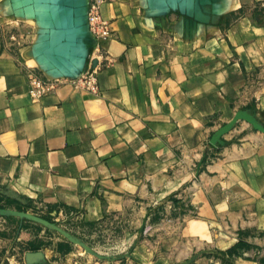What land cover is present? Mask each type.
Returning <instances> with one entry per match:
<instances>
[{
	"label": "crops",
	"instance_id": "1",
	"mask_svg": "<svg viewBox=\"0 0 264 264\" xmlns=\"http://www.w3.org/2000/svg\"><path fill=\"white\" fill-rule=\"evenodd\" d=\"M92 1L0 0V187L88 222L173 198L175 224L131 264L238 243L264 264V0H99L103 53ZM30 72L57 88L31 99ZM90 72L98 91L75 88Z\"/></svg>",
	"mask_w": 264,
	"mask_h": 264
},
{
	"label": "rangeland",
	"instance_id": "2",
	"mask_svg": "<svg viewBox=\"0 0 264 264\" xmlns=\"http://www.w3.org/2000/svg\"><path fill=\"white\" fill-rule=\"evenodd\" d=\"M6 189L0 187V264H131L136 246L156 239L154 229L175 224L173 198L148 210L142 221L120 214L88 222L80 210ZM242 246L201 250L185 259L180 256L177 264H244L239 258Z\"/></svg>",
	"mask_w": 264,
	"mask_h": 264
},
{
	"label": "built area",
	"instance_id": "3",
	"mask_svg": "<svg viewBox=\"0 0 264 264\" xmlns=\"http://www.w3.org/2000/svg\"><path fill=\"white\" fill-rule=\"evenodd\" d=\"M87 22L89 31L95 39L94 50L103 53L106 42L111 38L112 33L109 29L107 21L102 19L100 15L99 2L89 4L87 13ZM75 88L95 93L98 91L95 73H87L72 81ZM28 94L33 100H38L44 95L54 91L58 82L42 78L36 73L28 74Z\"/></svg>",
	"mask_w": 264,
	"mask_h": 264
},
{
	"label": "water",
	"instance_id": "4",
	"mask_svg": "<svg viewBox=\"0 0 264 264\" xmlns=\"http://www.w3.org/2000/svg\"><path fill=\"white\" fill-rule=\"evenodd\" d=\"M87 13H88V4H86L85 6V25H86V28L88 29L89 31V26H88V22H87ZM90 33V31H89ZM91 34V33H90ZM92 35V34H91ZM93 45H95V39L93 40ZM92 45V46H93ZM96 61H94L95 63ZM259 129L264 131V128L262 126H259ZM222 144V141L220 140V135L219 134H214L210 140L208 141L207 143V147L208 149L210 150H217L218 149V145H221Z\"/></svg>",
	"mask_w": 264,
	"mask_h": 264
},
{
	"label": "trees",
	"instance_id": "5",
	"mask_svg": "<svg viewBox=\"0 0 264 264\" xmlns=\"http://www.w3.org/2000/svg\"><path fill=\"white\" fill-rule=\"evenodd\" d=\"M238 244H241V245L245 246V244H244V243H238Z\"/></svg>",
	"mask_w": 264,
	"mask_h": 264
}]
</instances>
